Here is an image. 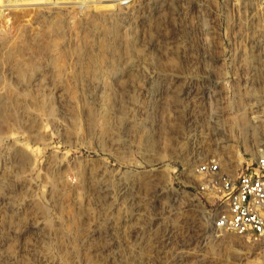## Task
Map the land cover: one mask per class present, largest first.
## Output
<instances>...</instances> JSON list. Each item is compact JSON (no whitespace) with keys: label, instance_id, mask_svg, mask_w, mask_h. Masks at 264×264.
<instances>
[{"label":"rangeland","instance_id":"rangeland-1","mask_svg":"<svg viewBox=\"0 0 264 264\" xmlns=\"http://www.w3.org/2000/svg\"><path fill=\"white\" fill-rule=\"evenodd\" d=\"M241 127L264 0H0V264H264L195 193Z\"/></svg>","mask_w":264,"mask_h":264},{"label":"built area","instance_id":"built-area-1","mask_svg":"<svg viewBox=\"0 0 264 264\" xmlns=\"http://www.w3.org/2000/svg\"><path fill=\"white\" fill-rule=\"evenodd\" d=\"M256 151L248 153L244 143L228 158V166L214 156L194 168L200 178L196 194L201 210L208 213V227L218 234L230 233L250 242L264 238V135L247 132ZM254 144V145H253Z\"/></svg>","mask_w":264,"mask_h":264}]
</instances>
